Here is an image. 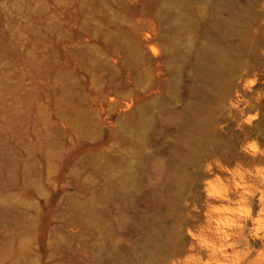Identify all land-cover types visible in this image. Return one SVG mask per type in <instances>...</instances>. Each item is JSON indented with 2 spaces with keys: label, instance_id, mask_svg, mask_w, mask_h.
Returning <instances> with one entry per match:
<instances>
[{
  "label": "rangeland",
  "instance_id": "1",
  "mask_svg": "<svg viewBox=\"0 0 264 264\" xmlns=\"http://www.w3.org/2000/svg\"><path fill=\"white\" fill-rule=\"evenodd\" d=\"M261 118L264 0H0V264L205 258Z\"/></svg>",
  "mask_w": 264,
  "mask_h": 264
},
{
  "label": "bare ground",
  "instance_id": "2",
  "mask_svg": "<svg viewBox=\"0 0 264 264\" xmlns=\"http://www.w3.org/2000/svg\"><path fill=\"white\" fill-rule=\"evenodd\" d=\"M263 124L264 120L261 118L251 124V130H257ZM208 192L210 199L226 204L222 207L207 205V221L210 225L215 224V231L200 235V241L208 254L203 258L199 252L198 259L191 264H201V261L203 264H250L249 247L245 251L235 250L234 247L242 242L246 230L255 237H262L260 230L264 228V175L236 174L221 186L210 185ZM249 222L251 226L246 228ZM227 249L230 250L228 254L225 253ZM263 255L264 252H259L257 259Z\"/></svg>",
  "mask_w": 264,
  "mask_h": 264
}]
</instances>
